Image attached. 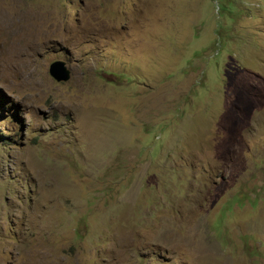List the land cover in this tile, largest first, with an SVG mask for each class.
<instances>
[{
	"label": "rangeland",
	"instance_id": "1",
	"mask_svg": "<svg viewBox=\"0 0 264 264\" xmlns=\"http://www.w3.org/2000/svg\"><path fill=\"white\" fill-rule=\"evenodd\" d=\"M0 264H264V0H0Z\"/></svg>",
	"mask_w": 264,
	"mask_h": 264
},
{
	"label": "water",
	"instance_id": "2",
	"mask_svg": "<svg viewBox=\"0 0 264 264\" xmlns=\"http://www.w3.org/2000/svg\"><path fill=\"white\" fill-rule=\"evenodd\" d=\"M48 72L50 76L57 83H65L70 79V70L66 67L65 63L62 61H53L48 67Z\"/></svg>",
	"mask_w": 264,
	"mask_h": 264
}]
</instances>
